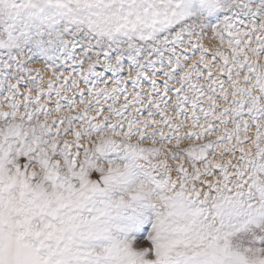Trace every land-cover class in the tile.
<instances>
[{"label": "snow or ice", "instance_id": "6c2138e0", "mask_svg": "<svg viewBox=\"0 0 264 264\" xmlns=\"http://www.w3.org/2000/svg\"><path fill=\"white\" fill-rule=\"evenodd\" d=\"M0 264H264V0H0Z\"/></svg>", "mask_w": 264, "mask_h": 264}]
</instances>
